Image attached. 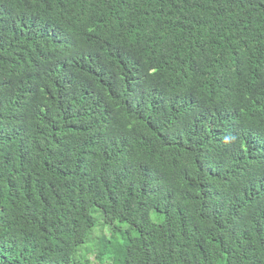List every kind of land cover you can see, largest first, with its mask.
Segmentation results:
<instances>
[{
  "label": "trees",
  "instance_id": "trees-1",
  "mask_svg": "<svg viewBox=\"0 0 264 264\" xmlns=\"http://www.w3.org/2000/svg\"><path fill=\"white\" fill-rule=\"evenodd\" d=\"M93 263L264 264V0H0V264Z\"/></svg>",
  "mask_w": 264,
  "mask_h": 264
},
{
  "label": "rangeland",
  "instance_id": "rangeland-1",
  "mask_svg": "<svg viewBox=\"0 0 264 264\" xmlns=\"http://www.w3.org/2000/svg\"><path fill=\"white\" fill-rule=\"evenodd\" d=\"M152 219L155 221V222H160L162 219H163V214H161V213H158L157 211H153L152 212ZM116 225H119V224H116ZM124 230H126V227H124L123 228ZM106 231H107V229H106ZM103 234H106V232L105 233H103ZM90 259L93 261L94 260V254H91L90 255ZM94 264V263H93Z\"/></svg>",
  "mask_w": 264,
  "mask_h": 264
}]
</instances>
